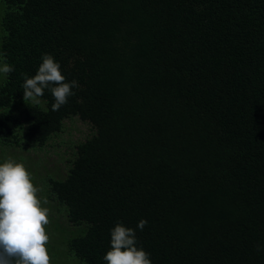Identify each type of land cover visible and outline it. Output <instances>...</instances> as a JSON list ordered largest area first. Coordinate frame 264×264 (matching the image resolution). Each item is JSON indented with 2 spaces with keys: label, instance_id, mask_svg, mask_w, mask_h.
I'll list each match as a JSON object with an SVG mask.
<instances>
[{
  "label": "trees",
  "instance_id": "16d2710c",
  "mask_svg": "<svg viewBox=\"0 0 264 264\" xmlns=\"http://www.w3.org/2000/svg\"><path fill=\"white\" fill-rule=\"evenodd\" d=\"M1 1L0 137L44 147L70 116L95 130L47 185L68 254L107 264L122 222L152 264H264V0ZM45 53L80 87L22 119L5 108Z\"/></svg>",
  "mask_w": 264,
  "mask_h": 264
},
{
  "label": "clouds",
  "instance_id": "9594fccd",
  "mask_svg": "<svg viewBox=\"0 0 264 264\" xmlns=\"http://www.w3.org/2000/svg\"><path fill=\"white\" fill-rule=\"evenodd\" d=\"M14 67L0 53V74L8 75ZM23 98L25 102L39 103L45 89H49L55 102L52 110L58 111L75 95L77 80L66 81L61 66L53 55H42V63L32 77L24 74ZM41 191L23 162L7 159L0 163V264H51L47 248L50 237L46 225L50 223L47 201L38 196ZM148 221L141 219V231ZM259 247L257 251L259 252ZM103 259L107 264H152L150 253L138 246L136 229L119 222L111 230V247Z\"/></svg>",
  "mask_w": 264,
  "mask_h": 264
},
{
  "label": "rangeland",
  "instance_id": "374dc122",
  "mask_svg": "<svg viewBox=\"0 0 264 264\" xmlns=\"http://www.w3.org/2000/svg\"><path fill=\"white\" fill-rule=\"evenodd\" d=\"M5 7L6 5L0 0V21ZM2 77L4 74H0V84L3 82ZM28 103L23 99L5 110L23 119L24 107L21 109L20 106H25ZM1 110L3 108H0ZM23 125L24 123H22ZM21 131H26V123ZM94 132L95 130L89 122L82 120L79 116H70L65 119L62 131L53 135L44 147L25 144L17 147L15 144L11 145L12 138L0 137V163L9 158L23 162L31 173L34 184L41 189L38 196L42 201H47L43 206L49 209L50 223L45 227L50 237L47 248L51 264H82L67 252L65 241L69 234L66 229L73 230L74 226L68 221L63 208L48 197L47 185L50 177H63L67 174L76 154V145Z\"/></svg>",
  "mask_w": 264,
  "mask_h": 264
}]
</instances>
